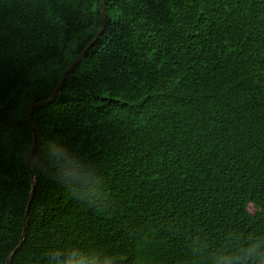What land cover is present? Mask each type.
Segmentation results:
<instances>
[{
  "label": "trees",
  "instance_id": "obj_1",
  "mask_svg": "<svg viewBox=\"0 0 264 264\" xmlns=\"http://www.w3.org/2000/svg\"><path fill=\"white\" fill-rule=\"evenodd\" d=\"M0 264H264V0H0Z\"/></svg>",
  "mask_w": 264,
  "mask_h": 264
},
{
  "label": "water",
  "instance_id": "obj_2",
  "mask_svg": "<svg viewBox=\"0 0 264 264\" xmlns=\"http://www.w3.org/2000/svg\"><path fill=\"white\" fill-rule=\"evenodd\" d=\"M34 143H35V140L33 138V146L31 148V151H30V154H29V162L32 163L33 161V149H34ZM31 178V177H30ZM26 218V211H25V215H24V219Z\"/></svg>",
  "mask_w": 264,
  "mask_h": 264
},
{
  "label": "rangeland",
  "instance_id": "obj_3",
  "mask_svg": "<svg viewBox=\"0 0 264 264\" xmlns=\"http://www.w3.org/2000/svg\"><path fill=\"white\" fill-rule=\"evenodd\" d=\"M247 210H248L249 212H251V213L254 211V210H253V207H252L251 205H248V206H247Z\"/></svg>",
  "mask_w": 264,
  "mask_h": 264
},
{
  "label": "clouds",
  "instance_id": "obj_4",
  "mask_svg": "<svg viewBox=\"0 0 264 264\" xmlns=\"http://www.w3.org/2000/svg\"><path fill=\"white\" fill-rule=\"evenodd\" d=\"M250 254H254V253H252V251L250 250Z\"/></svg>",
  "mask_w": 264,
  "mask_h": 264
}]
</instances>
